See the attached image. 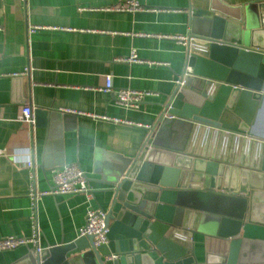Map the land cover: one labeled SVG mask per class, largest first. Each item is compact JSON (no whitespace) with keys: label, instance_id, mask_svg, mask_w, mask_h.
I'll return each instance as SVG.
<instances>
[{"label":"crops","instance_id":"crops-1","mask_svg":"<svg viewBox=\"0 0 264 264\" xmlns=\"http://www.w3.org/2000/svg\"><path fill=\"white\" fill-rule=\"evenodd\" d=\"M122 1L0 0V239L30 237L35 225L44 249L80 238L88 211L107 212L109 183L125 174L162 119L188 59L187 43L173 37L188 40L192 11L207 9L211 0H137L153 11L112 10ZM215 3L244 7L264 0ZM132 53L144 63L123 61ZM107 76L116 91L151 95L127 108L103 91ZM26 106L33 110L31 127L19 121ZM259 126L264 132V112ZM175 135L171 129L169 138ZM25 150L37 190L51 189L53 170L77 165L92 196H46L34 209ZM31 250L0 252V264H15ZM195 253L203 263V236H195Z\"/></svg>","mask_w":264,"mask_h":264},{"label":"water","instance_id":"water-1","mask_svg":"<svg viewBox=\"0 0 264 264\" xmlns=\"http://www.w3.org/2000/svg\"><path fill=\"white\" fill-rule=\"evenodd\" d=\"M191 27L192 73L106 190L108 244L80 237L15 264H199L197 235L201 264H264V3L211 0Z\"/></svg>","mask_w":264,"mask_h":264},{"label":"built area","instance_id":"built-area-1","mask_svg":"<svg viewBox=\"0 0 264 264\" xmlns=\"http://www.w3.org/2000/svg\"><path fill=\"white\" fill-rule=\"evenodd\" d=\"M112 10L124 13H138V12H149L153 11L146 8L137 0H124L120 2ZM173 39L186 44L187 38L184 37H173ZM131 64H142L144 61L140 60L135 53L129 58L123 60ZM192 68L187 67L186 74H191ZM181 81H178L180 84ZM103 91L108 93H115L118 102L127 107L134 108L138 107L148 96L151 95L149 92L135 91V90H114L112 77L107 76L105 78V86ZM66 113H72L69 110H63ZM19 121L29 125H34L33 110L31 107L26 106L22 108L19 116ZM3 152L0 151V154ZM25 167L30 170L31 193L30 198L32 206L35 209L39 200L46 196H67V195H85L90 198L94 192L93 188L89 183L87 174L77 165H66L62 168L55 169L52 172L53 185L48 191H39L34 185L35 180V164L32 159L29 150H25V158L22 162ZM108 233L109 229L106 225V211L103 209L89 210L86 215L85 226L81 229V237H93L94 244L96 246L108 244ZM20 247H30L35 253L41 254L44 248L41 246L40 231L37 225L33 228V233L30 237H7L0 239V252L13 251ZM112 258H117L113 256Z\"/></svg>","mask_w":264,"mask_h":264}]
</instances>
